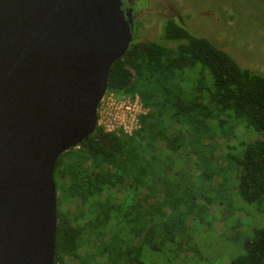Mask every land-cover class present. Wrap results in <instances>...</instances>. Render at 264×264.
Listing matches in <instances>:
<instances>
[{
    "label": "trees",
    "instance_id": "trees-1",
    "mask_svg": "<svg viewBox=\"0 0 264 264\" xmlns=\"http://www.w3.org/2000/svg\"><path fill=\"white\" fill-rule=\"evenodd\" d=\"M161 38L175 45L133 34L109 71L107 92L140 98L146 112L138 115V129L129 135L96 127L57 160L53 264H147L148 254L179 242V230L170 228L174 216L193 222V214L203 215L196 200L209 202L207 194L215 191L210 184L228 182L214 164L201 171L205 162H215V153L206 158L212 148L204 144L216 128H228L226 138L235 137L236 128L257 133L231 146L224 159L236 173L230 191L247 205L264 201V74L241 68L171 18ZM243 251L229 264H264V227L253 230Z\"/></svg>",
    "mask_w": 264,
    "mask_h": 264
},
{
    "label": "water",
    "instance_id": "water-1",
    "mask_svg": "<svg viewBox=\"0 0 264 264\" xmlns=\"http://www.w3.org/2000/svg\"><path fill=\"white\" fill-rule=\"evenodd\" d=\"M121 0H0V264H53L54 169L132 41Z\"/></svg>",
    "mask_w": 264,
    "mask_h": 264
},
{
    "label": "rangeland",
    "instance_id": "rangeland-1",
    "mask_svg": "<svg viewBox=\"0 0 264 264\" xmlns=\"http://www.w3.org/2000/svg\"><path fill=\"white\" fill-rule=\"evenodd\" d=\"M131 2L124 3L129 8L126 11L131 12L132 34L139 39L174 46L175 42L161 38L164 21L171 18L194 36L208 39L241 68L264 74V0ZM228 130L216 128L215 132H210L204 145L208 144L207 147H211L212 151H205V156L208 158L211 153H215V162H205L201 170L208 172L210 165L214 164L215 170L220 168L223 173L221 177L228 182L224 183L222 188L216 187L217 183H220L219 179L210 184L215 191L207 194L206 198L211 195L209 202L205 198L196 200V206L203 207V215L193 214V222L187 223L179 214L174 216L170 228L173 232L179 230L178 237L182 239L174 244H165L159 252L148 254L150 259H147V264H229L244 253L243 243L253 235V230L264 227V201L260 205H247L241 201L237 190L230 191L229 179L235 178L236 173L234 167L224 159L227 153L232 152L229 149L231 146L236 147L243 141H251L257 137V133L252 129L246 131L236 128L235 137L226 138L223 134L227 133L228 136ZM216 135L219 139H215ZM192 192L193 190L189 193L190 196ZM181 193L180 191L179 195ZM77 203L76 200L75 204ZM181 243L183 245H180ZM85 244L84 241L80 249L81 256ZM189 247L191 248L186 250ZM79 261L81 259H68L66 263L78 264Z\"/></svg>",
    "mask_w": 264,
    "mask_h": 264
},
{
    "label": "built area",
    "instance_id": "built-area-1",
    "mask_svg": "<svg viewBox=\"0 0 264 264\" xmlns=\"http://www.w3.org/2000/svg\"><path fill=\"white\" fill-rule=\"evenodd\" d=\"M146 112L140 98L109 91L104 94L96 110V124L106 133L123 131L132 134L139 127L138 115Z\"/></svg>",
    "mask_w": 264,
    "mask_h": 264
},
{
    "label": "flooded vegetation",
    "instance_id": "flooded-vegetation-1",
    "mask_svg": "<svg viewBox=\"0 0 264 264\" xmlns=\"http://www.w3.org/2000/svg\"><path fill=\"white\" fill-rule=\"evenodd\" d=\"M121 2L123 3L121 9H123L124 11H126V9H129L124 2H131V0H121ZM130 5H132V2Z\"/></svg>",
    "mask_w": 264,
    "mask_h": 264
}]
</instances>
